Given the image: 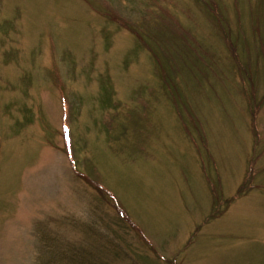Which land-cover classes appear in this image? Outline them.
Segmentation results:
<instances>
[{"label": "rangeland", "instance_id": "374dc122", "mask_svg": "<svg viewBox=\"0 0 264 264\" xmlns=\"http://www.w3.org/2000/svg\"><path fill=\"white\" fill-rule=\"evenodd\" d=\"M204 1L0 0V264H264V0Z\"/></svg>", "mask_w": 264, "mask_h": 264}, {"label": "trees", "instance_id": "16d2710c", "mask_svg": "<svg viewBox=\"0 0 264 264\" xmlns=\"http://www.w3.org/2000/svg\"><path fill=\"white\" fill-rule=\"evenodd\" d=\"M204 3L206 4V10L207 12H213L216 11L217 9H215L214 4L212 3V0H205ZM220 10H217V13L215 14H210L212 15V22L215 25L216 28V33L218 35H220V37L225 41V43L227 45V37H226V33L223 30L222 27V23H220ZM189 30V29H187ZM138 32L136 29H134V33ZM136 35H140L139 32ZM187 35H189V37L184 36V35H179L176 33L172 34L171 38L173 41H176V46L173 45L172 49H170L168 51L169 53V59H171L170 64H171V68H174L176 66H180V67H186V68H193L190 65L196 61L197 57L201 58L203 60V55L204 54H209L206 52L205 49H203L201 47V45L196 44L193 45L192 42H195L194 38H192V36L190 35L189 32H187ZM178 36V37H177ZM182 38V39H180ZM190 39L192 42H190ZM178 40V41H177ZM140 42L143 44L142 46L150 49V42L146 41L145 39L142 37L140 39ZM199 45V47H198ZM203 54V55H202ZM235 65L240 68V65L238 63V59L235 57ZM173 65V66H172ZM164 68V67H163ZM195 69V68H193ZM172 83V82H171ZM169 83H165V87L166 85H168ZM173 90V89H172ZM102 188H105L101 185ZM96 188L98 190H101L100 187L96 186ZM108 193L107 189L105 188V192L104 194ZM107 196H109L108 194H106ZM112 198V197H111ZM117 203V202H116ZM118 205V204H117ZM118 216L120 217V219L122 221H126L129 223V225H131L132 227H134V229L136 231L137 228L133 225V222L131 221V219L125 215L121 210H118L115 207ZM87 230H86V236H87V240L83 241L85 242L84 244H71V245H67L66 241L62 240V238H60L59 236L56 238L55 234H58L57 231L55 232H51L49 229H44L42 230L41 234L43 236V238L41 237L43 244L40 246V249L44 250V252H47L49 254V256H46V259L40 263V264H103V254L101 251H99L98 249H93V245L92 241H98V236L100 235L99 230H94L93 225L91 223V221L87 224ZM90 230V231H89ZM139 232V231H138ZM56 238V239H55ZM147 242V241H146ZM145 242V243H146ZM149 245V244H148ZM79 246V247H77ZM78 248V249H77ZM84 248V249H83ZM77 249V251H76ZM42 259V258H40ZM39 264V263H38Z\"/></svg>", "mask_w": 264, "mask_h": 264}]
</instances>
